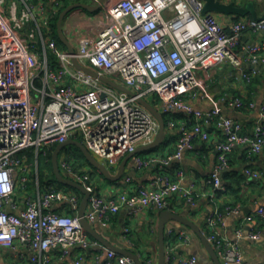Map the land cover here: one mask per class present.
I'll use <instances>...</instances> for the list:
<instances>
[{
    "label": "built area",
    "instance_id": "1",
    "mask_svg": "<svg viewBox=\"0 0 264 264\" xmlns=\"http://www.w3.org/2000/svg\"><path fill=\"white\" fill-rule=\"evenodd\" d=\"M63 3L64 0H40L30 5L23 0L21 5L13 2L7 16L0 13V253L10 249L18 254L20 245L28 249L32 264H63L69 249L79 247L81 253L92 251L87 256L95 264H134L131 258L108 249L84 230L79 217L82 196L77 193L52 186L42 189L37 178L32 195H18L17 191H24L34 174L29 154L36 159L47 156L58 144L83 137L99 161L118 166L139 145L155 140L159 122L137 102L138 97L155 96L162 114L174 113L182 118L172 155L134 158L139 167L158 165L161 173L148 186L103 196L89 173L76 169L67 158L59 162L66 177L90 192L85 219L105 231L123 210L130 216L153 208L162 212L168 210L171 197L195 205L196 185L185 184L183 168L176 169L175 178L166 170L193 150L197 141H210L205 126L213 121L224 139L217 143V162L206 184L212 191H226L222 173L230 166L229 155L237 145L248 146L253 155L261 154L264 124L257 121L249 135L232 118L216 109L196 110L188 99L201 85L198 69L208 58L230 64L239 79L252 81L245 63L264 62V41L247 49L243 57L241 36L263 33L264 19L233 20L227 30L216 14L204 13L202 0H115L106 8L107 22L97 38L80 39L71 55L60 50L51 38V23ZM48 50L56 56V65L50 63ZM74 57L80 64L121 81L138 97L77 70L72 63ZM227 104L234 109L244 106L241 99H230ZM254 106L253 102L249 104L250 108ZM261 109L264 113V106ZM168 125L173 127L175 123L170 121ZM244 175L254 180L262 176L251 169H245ZM125 183H131V179ZM58 205L60 210L55 208ZM241 211V206L226 208L228 214ZM258 214L264 215V209H259ZM221 224L223 215L215 209L207 218L206 237L222 264H249L239 243L221 232ZM165 235L176 236V243H166L165 264H171L172 254L179 245L189 244L191 235L184 229L175 232L174 228H167ZM22 255L14 264L25 262ZM86 262L85 255L78 254L71 264ZM142 262L151 264L152 260L146 257ZM197 263L196 257L178 261Z\"/></svg>",
    "mask_w": 264,
    "mask_h": 264
},
{
    "label": "crops",
    "instance_id": "2",
    "mask_svg": "<svg viewBox=\"0 0 264 264\" xmlns=\"http://www.w3.org/2000/svg\"><path fill=\"white\" fill-rule=\"evenodd\" d=\"M30 5L37 4L40 0H27ZM74 1V0H71ZM82 0L83 3H89ZM90 5L99 4V0L95 2L90 0ZM115 0H106L102 7L104 14L98 12L93 15L87 14L84 9L74 10L65 19L63 29L67 39L71 42L75 50L78 48L80 39L87 38L94 40L97 38L100 29L106 24V8ZM230 2L232 0H223ZM240 6L252 2L259 16L264 14V0H235ZM17 2L22 4L23 0H0V13L4 16L8 15L9 6ZM101 7V8H102ZM84 12H83V11ZM86 12V13H85ZM89 13V12H88ZM218 20L229 29V24L233 20H241L252 18L250 15L246 17L223 16L217 15ZM28 28L23 32H27ZM75 39L76 47L70 39ZM264 41L263 33H244L241 36L243 49L242 56L245 57L246 50L254 45ZM67 51V50H66ZM245 69L253 78L250 83L239 79L234 68L230 64L221 63L215 58L206 59L198 69V75L201 79V85L193 92L188 101L196 110L202 112H210L214 109L220 111L223 116L232 118L234 121L243 126V132L251 134L257 121L262 120L264 124V62L261 65L245 63ZM156 107L161 112V103L155 97ZM230 99H241L244 106L241 109L231 108L227 102ZM254 103L253 108L249 107L250 103ZM171 121L175 125L166 127L167 135L165 144L154 151H144L134 156L127 168L124 177L119 182H109L101 177H97V182L93 181L99 194L110 196L114 192L122 190L135 191L138 187L148 186L149 183L161 173L157 164H151L147 167H139L134 158L141 159L163 158L172 155L175 152L177 141L180 137V120L179 114L170 115ZM170 122V121H169ZM211 135L208 142L197 141L193 150L187 151L180 161L173 163L167 168L166 173L175 178V171L181 167L185 171V184L191 182L196 185V204L190 205L185 199L171 197L168 199V210L179 214L186 219L197 224L205 235L208 234L206 226L209 214L218 209L227 206H241L240 214H228L226 209L220 211L223 215V224H221V232L231 241L238 242L245 261L249 264H264V215L258 214L259 209H264V151L259 155H253L246 145H237L229 155L230 166L222 173V180L225 186L232 187L228 192L216 194L206 184V179L213 172L217 162V143L224 139L222 132L217 128L216 121L205 126ZM145 146L144 144L139 147ZM138 147V148H139ZM120 165V164H119ZM118 165V166H119ZM245 169H251L261 173L260 179H249L244 175ZM119 167L113 170L117 173ZM130 178L131 183L126 184V179ZM240 181V183H239ZM117 194V193H116ZM60 210L61 205L55 207ZM67 209V207H65ZM161 211L157 209H149L139 212L135 215H129L125 210L121 211L113 217L112 224L109 229L102 231L98 226L96 229L102 234L106 240L113 245L125 250L136 253L141 261L146 257H150L151 264H157L158 261V225ZM128 232L125 233L124 229ZM167 228H174L175 232L180 229L186 230L191 235L189 244L179 245L172 254L171 264H178L179 259L183 257H196L197 264H214L207 250L203 246L201 240L193 231L179 223L170 222ZM238 231H241L242 237L238 238ZM250 235H257V238H251ZM176 236L166 237L167 242L176 243ZM93 250V249H91ZM90 254L81 253L79 247L69 249L68 257L63 264H71L78 254L85 255L87 262L85 264H95L90 259ZM20 254H23L24 263L32 264L28 260L31 254L28 249L19 245L18 254L10 249H3L0 253V264H14L19 261ZM54 262L57 259H53ZM222 264V262H221Z\"/></svg>",
    "mask_w": 264,
    "mask_h": 264
},
{
    "label": "water",
    "instance_id": "3",
    "mask_svg": "<svg viewBox=\"0 0 264 264\" xmlns=\"http://www.w3.org/2000/svg\"><path fill=\"white\" fill-rule=\"evenodd\" d=\"M202 1L205 3L204 13L210 12V13H214L217 15H223L226 17H229V16L246 17V16L250 15L252 17V19H254V20L264 19V14L262 16H259L256 9H255V5L252 2L247 3L244 6H240L235 0H232L230 2H227V1L225 2L223 0H202ZM105 2H106V0H99V4H97V5H90V4L82 3V2L74 3V4H71L68 7H66L61 12L59 19H58V22H57V32H58V36H59L60 41L66 47L67 52L69 54L74 55L75 54V48L73 47L71 42L67 39L65 32H64V29H63V23H64L66 17L76 9H85L91 13L98 12L101 9L102 5H104ZM72 63L77 70L99 80L103 84H106V85L112 87L113 89H115L119 92L126 93L127 95H129L131 97H138V95L134 91L127 88L125 85H123L119 81L112 79L110 77H107L105 75H102V74L96 72L95 70H93L92 68H90L88 66L80 64L79 61L75 57L72 59ZM258 65H261V62ZM137 102L141 106H143L145 109H147L157 119V121L159 122V131L155 137V140L152 143L145 145L143 147H139V148H137V150L134 153H131V154L125 156L121 160L120 165H119V170L116 174L111 172V170L107 167V165H105L104 163L99 161L88 150V148L86 147V145L83 142L75 140V139H70L67 142L58 144L56 146L55 150L52 153V168H53V174H54L56 180L60 184L65 185L67 187H70L72 189H75L82 195V200H81V204H80V208H79V217L81 218V224H82L84 230L92 238L101 242L108 249L113 250V251L117 252L118 254L125 255V256L131 258L133 260L134 264H144L141 261L140 257L136 253L129 251V250L122 249V248L117 247V246L113 245L112 243L108 242L106 240V238L102 234H100V232L96 229V227L93 224L89 223L85 219V212H86V209L88 206V200L90 197V192L87 191V189H85L81 184H79L76 181H74V180L66 177L65 175H63L61 172V169H60V165H59V157H60L62 150L67 146L73 145V146L77 147L82 152V154L84 155L86 160L90 163V165L93 168H95L100 174H102L106 180H108L110 182H119L123 178V176L125 175L126 168L129 164L130 160L134 156H137L141 152L152 151V150H155V149L161 147V145L165 142L166 135H167L166 123H165L163 114L145 98L138 97ZM170 222H176V223H179V224L191 229L193 231V233H195L196 236H198V238L201 240L203 246L205 247L208 254L210 255L213 263L214 264H221V261L217 255V253L215 252V249L213 248L211 243L208 241L205 233H203L201 228L197 224H195L194 222L186 219L185 217H183L179 214L173 213L170 210L162 211L160 213V216H159L158 261H157V264H165V260H166V242H165L166 235H165V232L167 229V225Z\"/></svg>",
    "mask_w": 264,
    "mask_h": 264
},
{
    "label": "trees",
    "instance_id": "4",
    "mask_svg": "<svg viewBox=\"0 0 264 264\" xmlns=\"http://www.w3.org/2000/svg\"><path fill=\"white\" fill-rule=\"evenodd\" d=\"M82 0H74V1H71V0H64V3H63V7L61 8V10H60V12L57 14V16H55L54 17V19H53V21H52V23H51V38L55 41V43L57 44V47L60 49V50H62V51H66L67 49H66V47L62 44V42L60 41V39H59V36H58V32H57V22H58V19H59V16H60V14H61V12L66 8V7H68L69 5H71V4H74V3H79V2H81ZM50 63L52 64V65H56L57 64V58H56V56L54 55V54H51L50 56ZM37 85L38 86H41V83L40 82H38L37 83ZM147 100L154 106V105H156V103L154 102V100H156L154 97H151V96H149V97H147ZM172 114H174V113H168V114H163V117H164V120H165V123H166V127L168 126V124H169V121H171V118H170V115H172ZM78 141H81L79 138H78ZM82 142V141H81ZM164 144H165V142H164ZM163 144V145H164ZM55 148L56 147H54L52 150H51V152L50 153H48V155L47 156H43V155H39L38 156V158L36 159V157H35V155L34 154H29V158H28V160H29V163H31L32 164V166H33V169H34V174H32V178H31V180L30 181H32V183H30V184H32V190L30 191L29 190V186H28V184H27V187H26V189L24 190V191H17V193L19 194V195H22L23 196V194L25 193V194H30V195H32V193L34 192V186H36V180H37V178H38V180H39V186L42 188V189H44V188H46V187H49V186H52V187H55V188H57V189H68V190H71V191H73V192H75V193H77L78 195H80V196H82L77 190H75V189H72V188H70V187H67V186H65V185H62V184H60L57 180H56V178H55V176H54V174H53V168H52V153H53V151L55 150ZM70 149H75L78 153H80V156L87 162V163H85L84 162V160H82V158L81 157H79L77 154H75V155H73L72 157L74 158V162H72L73 163V166L76 168V169H81V168H85V165L86 164H89L90 165V163L86 160V158L84 157V155L82 154V152L77 148V147H75V146H67V147H65L63 150H62V152H61V154H60V157H59V162L61 161V155L63 154V153H69V151H70ZM156 150V149H155ZM152 151H154V150H152ZM150 152V151H149ZM67 156H68V154H67ZM91 166V165H90ZM86 169V168H85ZM97 172V171H96ZM111 172H113V170H111ZM90 174V173H89ZM97 174H99L103 179H105L104 177H103V175L102 174H100V173H98L97 172ZM91 175V174H90ZM124 177V176H123ZM91 178H92V180H93V177L91 176ZM29 181V182H30ZM94 181V180H93ZM110 182V181H109ZM112 183V182H111ZM239 183H240V181H239ZM29 184V185H30ZM225 188H226V191H224V192H222V191H217V190H215L214 192L216 193V194H221V193H225V192H228V191H230L231 189H232V187H230L229 186V188H228V186H225ZM212 190V189H211ZM228 207H231V206H227L226 208H228ZM225 207L224 208H221L220 209V211H223L224 209H226ZM165 242H167V239H165Z\"/></svg>",
    "mask_w": 264,
    "mask_h": 264
},
{
    "label": "rangeland",
    "instance_id": "5",
    "mask_svg": "<svg viewBox=\"0 0 264 264\" xmlns=\"http://www.w3.org/2000/svg\"><path fill=\"white\" fill-rule=\"evenodd\" d=\"M89 3H91V1L90 0H87ZM86 1V2H87ZM95 2H97V0H94ZM84 3V2H83ZM88 3V4H89ZM76 10H81V9H76ZM85 10V9H84ZM83 11V10H82ZM85 11H87V10H85ZM84 12V11H83ZM89 11H87V14H90V15H93V13H91V12H89ZM100 14H104V8L102 7L101 9H100ZM86 13V12H85ZM71 41H72V43L75 45V47H76V42H75V39H70ZM47 53H48V58L50 59V55L51 54H53V52L51 51V50H48L47 51ZM50 61V60H49ZM119 82H121V81H119ZM122 83V82H121ZM79 139L84 143V139H83V137H79ZM67 154H68V156H67ZM75 154H77L79 157H81L80 156V153H78L75 149H70V151H69V153H63L62 155H61V159L62 158H67L68 159V161L69 162H74V158L72 157L73 155H75ZM82 158V157H81ZM98 159V158H97ZM82 160H84L83 158H82ZM99 160V159H98ZM84 162L85 163H87L85 160H84ZM73 164V163H72ZM107 165V164H106ZM107 167L110 169V170H115L117 167H119V166H115V167H111V166H109V165H107ZM86 168V169H85ZM85 168L83 167V168H81V169H83V170H85V172H87V173H90L91 174V176L93 177V180H94V183H95V181L97 182V180L96 179H98L97 177H101L99 174H97V170L95 169V168H93L92 166H90L89 164H86L85 165ZM97 171V172H96ZM62 172V171H61ZM99 173V172H98ZM62 174L63 175H65L63 172H62ZM32 176V175H31ZM30 176V180H31V177ZM102 178V177H101ZM106 180V179H105ZM106 181H108V180H106ZM30 183H32V181H30V182H28V186H29V190L31 191L32 190V184H30ZM30 184V185H29ZM34 190H35V186H34ZM19 195V194H18Z\"/></svg>",
    "mask_w": 264,
    "mask_h": 264
}]
</instances>
